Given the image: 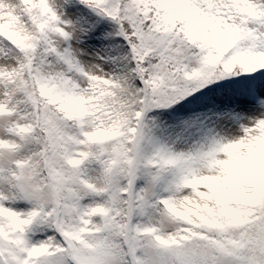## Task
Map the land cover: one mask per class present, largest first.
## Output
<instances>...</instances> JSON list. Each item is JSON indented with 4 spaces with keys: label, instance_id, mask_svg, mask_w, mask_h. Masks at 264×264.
<instances>
[{
    "label": "snow or ice",
    "instance_id": "snow-or-ice-1",
    "mask_svg": "<svg viewBox=\"0 0 264 264\" xmlns=\"http://www.w3.org/2000/svg\"><path fill=\"white\" fill-rule=\"evenodd\" d=\"M0 264H264V0H0Z\"/></svg>",
    "mask_w": 264,
    "mask_h": 264
}]
</instances>
